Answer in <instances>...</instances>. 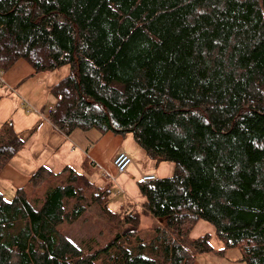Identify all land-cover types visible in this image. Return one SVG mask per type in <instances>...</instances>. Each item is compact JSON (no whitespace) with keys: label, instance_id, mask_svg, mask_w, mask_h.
Instances as JSON below:
<instances>
[{"label":"trees","instance_id":"16d2710c","mask_svg":"<svg viewBox=\"0 0 264 264\" xmlns=\"http://www.w3.org/2000/svg\"><path fill=\"white\" fill-rule=\"evenodd\" d=\"M21 59L70 66L52 88L60 131L131 133L176 170L138 181L143 214L122 215L92 171L40 166L11 201L0 191V264H194L233 248L264 264V0H0V74ZM35 132L2 125L0 173ZM91 205L123 222L105 244L70 235ZM146 214L163 222L149 241L125 233ZM200 220L222 249L190 237Z\"/></svg>","mask_w":264,"mask_h":264},{"label":"rangeland","instance_id":"374dc122","mask_svg":"<svg viewBox=\"0 0 264 264\" xmlns=\"http://www.w3.org/2000/svg\"><path fill=\"white\" fill-rule=\"evenodd\" d=\"M51 95L54 99L56 98L53 94ZM74 132L75 134L72 135L71 139H66L65 146L58 152V157L60 160L69 161L73 168L84 173V167L80 166L81 162L87 159L85 166L86 168H91V161L94 159H90L88 152L92 147H96L99 154V158L97 157L98 166H95L93 171L89 173V176L100 187L109 185L113 193L110 206L116 213L118 212L122 215L128 213L143 214L145 199L138 186V181H141V179L137 167L152 170L157 177H170L175 173L176 166L174 163L158 162L152 159L146 150L138 146L131 133L117 134L109 131L102 134L96 129L87 132L78 129ZM87 144V149L82 147ZM82 148L85 153L82 151ZM123 149L132 155L135 163L126 174L118 175L113 159L116 156L115 154ZM58 167L61 168L63 166ZM131 174H134V176L132 177ZM114 177H117L116 181L113 180ZM3 195L7 200L11 201L15 196V192L10 193V191H6ZM91 206L89 212L85 214L80 222L69 229L70 235L75 240L89 241L94 239L101 244H105L116 233L123 231L121 225L123 222L118 223V220L116 222L110 216H104L98 210L97 205ZM162 223L159 219H154L147 214L142 215V221L136 227L128 225L125 233L130 235L131 238L140 236L145 241H149L154 235V230H157ZM205 234H210L212 237L211 243L216 250L224 247L223 243L218 239L213 225L205 220H200L196 224L191 231L190 237L198 238ZM128 247L131 246L128 245ZM241 258V251L238 248H233L229 249L225 254H200L197 256L194 264H247Z\"/></svg>","mask_w":264,"mask_h":264},{"label":"crops","instance_id":"0c3cea01","mask_svg":"<svg viewBox=\"0 0 264 264\" xmlns=\"http://www.w3.org/2000/svg\"><path fill=\"white\" fill-rule=\"evenodd\" d=\"M69 72L70 66L66 65L55 71L38 73L26 60L21 59L8 71L0 74V128L5 122L12 121L15 131L22 136H27L31 130L36 129L32 139L0 173V191L3 194L6 191L13 193L25 186L40 166H47L54 171H60L65 166L72 167L69 161L60 160L58 152L65 146L66 139H71L75 132L70 136L66 135L49 118L57 102L51 95L52 88ZM87 146L88 144L82 147L87 149ZM88 153L90 159L94 160L91 161V168L85 166L87 159L81 162L84 173L91 172L98 166L99 154L96 147H92ZM137 169L140 177L146 173L155 174L149 169Z\"/></svg>","mask_w":264,"mask_h":264},{"label":"built area","instance_id":"2783aa9c","mask_svg":"<svg viewBox=\"0 0 264 264\" xmlns=\"http://www.w3.org/2000/svg\"><path fill=\"white\" fill-rule=\"evenodd\" d=\"M113 163L118 175H121L129 171L130 167L134 164V159L128 151L120 150L113 159ZM116 179L117 177L113 178L114 181H116ZM140 179L141 181H151L157 179V176L154 173H146L142 174Z\"/></svg>","mask_w":264,"mask_h":264}]
</instances>
